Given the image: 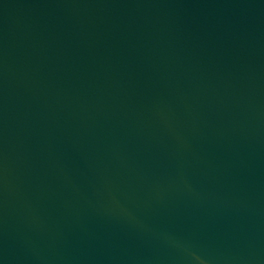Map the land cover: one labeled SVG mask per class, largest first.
Masks as SVG:
<instances>
[{"label": "water", "instance_id": "95a60500", "mask_svg": "<svg viewBox=\"0 0 264 264\" xmlns=\"http://www.w3.org/2000/svg\"><path fill=\"white\" fill-rule=\"evenodd\" d=\"M0 264H264V0H0Z\"/></svg>", "mask_w": 264, "mask_h": 264}]
</instances>
